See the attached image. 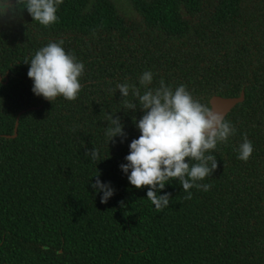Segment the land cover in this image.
<instances>
[{"label":"trees","instance_id":"trees-1","mask_svg":"<svg viewBox=\"0 0 264 264\" xmlns=\"http://www.w3.org/2000/svg\"><path fill=\"white\" fill-rule=\"evenodd\" d=\"M23 7L0 16V264H264V0H63L47 27ZM61 41L84 72L75 100L51 102L24 62ZM145 71L147 87L183 84L202 104L243 92L224 117L235 133L207 153L217 169L197 182L210 189L186 200L170 180L161 211L120 168L144 112L117 85L143 94ZM109 113L124 138L109 142ZM93 148L100 159L85 155ZM96 175L114 189L107 203Z\"/></svg>","mask_w":264,"mask_h":264},{"label":"clouds","instance_id":"clouds-1","mask_svg":"<svg viewBox=\"0 0 264 264\" xmlns=\"http://www.w3.org/2000/svg\"><path fill=\"white\" fill-rule=\"evenodd\" d=\"M63 0H0V16H6L9 11L15 13L21 4L33 18L45 27L54 24L58 17L57 8ZM20 9V8H19ZM28 77L33 81L32 92L48 101L58 96L72 101L81 90L79 77L84 72V64L68 54L61 42H49L38 49L30 61ZM153 74L145 71L140 79L145 86L143 94L135 85L127 82L117 85L123 98L131 92L143 109V116L134 123L140 131V136L133 139L129 145V154L125 157L127 163L121 164V170L127 175L129 183L136 188L148 187L147 199L161 211L170 203V193L159 195L170 180H178L182 189L188 193L186 200L192 198L189 189L196 187L208 191L209 184H200L217 169L218 162L213 152L218 143H226L236 129L226 121L222 114L216 112L206 103L202 104L193 98L185 85L173 89L161 80L159 87L151 85ZM137 103L124 100V110H134ZM107 115L108 127L105 133L109 142L115 137L124 138V125L119 116ZM242 161H247L252 152V142L245 135L238 146ZM92 160L100 159V152L93 148L85 150ZM187 158V162H186ZM130 172V174H129ZM91 186L102 192L101 203H107L113 196L114 189L110 183H103L99 176Z\"/></svg>","mask_w":264,"mask_h":264},{"label":"water","instance_id":"water-1","mask_svg":"<svg viewBox=\"0 0 264 264\" xmlns=\"http://www.w3.org/2000/svg\"><path fill=\"white\" fill-rule=\"evenodd\" d=\"M243 100V92L240 91L237 97H230V98H223L219 96H212L208 100V106L214 109L216 112L226 116V114L238 103H241ZM16 126H17V118L15 120L12 135L5 136V137H15L16 133Z\"/></svg>","mask_w":264,"mask_h":264}]
</instances>
